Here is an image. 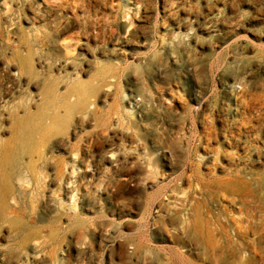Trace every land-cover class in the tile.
<instances>
[{"label": "rangeland", "instance_id": "obj_1", "mask_svg": "<svg viewBox=\"0 0 264 264\" xmlns=\"http://www.w3.org/2000/svg\"><path fill=\"white\" fill-rule=\"evenodd\" d=\"M262 205L264 0H0V264H213Z\"/></svg>", "mask_w": 264, "mask_h": 264}, {"label": "bare ground", "instance_id": "obj_2", "mask_svg": "<svg viewBox=\"0 0 264 264\" xmlns=\"http://www.w3.org/2000/svg\"><path fill=\"white\" fill-rule=\"evenodd\" d=\"M214 177H216V176H214ZM190 179H191V177H190ZM210 179H212V178H210ZM224 180H226L229 183H234V185H236V187L229 186L230 188H234V189H232L234 191L236 190V188H238V189L240 188V190L242 192H244L245 194H254L255 193V190L250 187V183L245 179H239L236 177H234V178L226 177ZM199 181H198V183H199ZM227 182H225V183H227ZM234 191H231V192H234ZM193 205H195V204H193ZM0 211H2V210H0ZM192 211H193V208H192ZM209 211H211V210H209ZM192 214L193 213L191 212V215ZM210 215L211 214H206V216H204V218H202V219L199 218V220H196V221H198V226H199V228H196L198 230L197 231L198 234H202L203 227L205 228V234H206L205 235L206 236L205 244H202V246H201L202 248H201L200 253H198V257L205 256V258L211 259L213 264H257V263L264 264V205H262L260 207V211L257 214H255L252 211H250V212L248 211L247 217H246V220L248 222L246 224H244L243 219H237L235 221L236 238L230 237L228 235V233L226 231H224L222 225H219L220 227L216 228L218 235L215 236L214 231L210 230L208 228L209 224L212 222ZM249 231H251L256 236L255 242L252 245V249H249L247 247V244H245L243 242L244 237H247V234ZM238 239L240 241H238ZM191 241H192V239H191Z\"/></svg>", "mask_w": 264, "mask_h": 264}]
</instances>
